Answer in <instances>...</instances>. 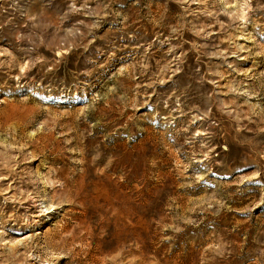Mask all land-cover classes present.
Masks as SVG:
<instances>
[{"label":"rangeland","instance_id":"1","mask_svg":"<svg viewBox=\"0 0 264 264\" xmlns=\"http://www.w3.org/2000/svg\"><path fill=\"white\" fill-rule=\"evenodd\" d=\"M99 147L128 253L62 228L53 160ZM0 264H264V0H0Z\"/></svg>","mask_w":264,"mask_h":264},{"label":"bare ground","instance_id":"2","mask_svg":"<svg viewBox=\"0 0 264 264\" xmlns=\"http://www.w3.org/2000/svg\"><path fill=\"white\" fill-rule=\"evenodd\" d=\"M70 133L81 137L78 130ZM100 149L93 152V155L92 152H75L80 160L73 162L64 153L53 160V164H60L54 165V175L60 184L54 186L53 190L71 207L62 228L70 231L67 237L70 240L77 237L78 227H82L84 222H91L93 227L106 222L103 241L114 250L121 246L128 253L131 249L127 241L131 233L133 237L144 239L142 230L145 228L140 226L133 230L131 223L129 153L125 151L120 156H111L107 162L110 170L99 171L97 166L106 158ZM119 165L122 170L116 173Z\"/></svg>","mask_w":264,"mask_h":264}]
</instances>
